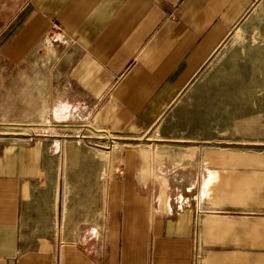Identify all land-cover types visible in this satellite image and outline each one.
<instances>
[{
    "label": "crops",
    "instance_id": "obj_1",
    "mask_svg": "<svg viewBox=\"0 0 264 264\" xmlns=\"http://www.w3.org/2000/svg\"><path fill=\"white\" fill-rule=\"evenodd\" d=\"M258 1L4 0V54H51L54 103L76 116L91 108L99 127H82L112 148L87 154L111 153L115 169L100 159L78 194L71 157L83 149L61 148L62 134L51 148L0 152V264H264V190L236 191L252 164L205 180L195 161L159 169L143 142ZM162 141L191 142L197 157L206 142ZM226 158L211 150L203 160Z\"/></svg>",
    "mask_w": 264,
    "mask_h": 264
},
{
    "label": "rangeland",
    "instance_id": "obj_2",
    "mask_svg": "<svg viewBox=\"0 0 264 264\" xmlns=\"http://www.w3.org/2000/svg\"><path fill=\"white\" fill-rule=\"evenodd\" d=\"M3 2L0 0V7ZM2 18L0 14V21ZM52 64L51 54L49 59H37L36 53L28 60L8 59L0 45V152L9 154L13 150L39 146L51 148L53 133L62 134V140L56 141L61 148L83 149L71 157V164L76 166L70 168L75 171L76 189L80 194L87 189L84 188L85 176L93 173V166L100 163V159L109 164V175L115 169L111 153L92 156L87 150L103 145L110 151L112 146L91 128L82 127H99L91 120L90 107L83 105L76 116L74 112L71 115L70 110L74 109L69 106L54 103ZM166 138L204 139L206 142L199 145L197 157L192 154L193 143L169 147L168 142L162 141ZM145 139L143 142L149 144L148 158L159 169L195 161L204 165L205 180L213 168L243 169L246 163L252 164L251 181L246 186L243 183L236 191L242 197L245 193L250 196V190L254 199L260 196V191L264 190V172L261 171L264 167V0L256 3L244 21L200 67L174 108ZM211 150L225 152L228 158L221 164L205 163L204 153ZM187 151L189 155L185 154ZM225 190L224 194L228 195V187ZM208 192L211 194V190Z\"/></svg>",
    "mask_w": 264,
    "mask_h": 264
}]
</instances>
